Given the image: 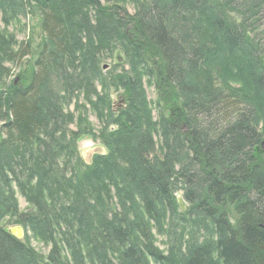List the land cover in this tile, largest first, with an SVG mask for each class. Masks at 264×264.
I'll return each mask as SVG.
<instances>
[{"label":"trees","instance_id":"trees-1","mask_svg":"<svg viewBox=\"0 0 264 264\" xmlns=\"http://www.w3.org/2000/svg\"><path fill=\"white\" fill-rule=\"evenodd\" d=\"M131 1L0 0L40 27L0 30V264H264V0Z\"/></svg>","mask_w":264,"mask_h":264},{"label":"rangeland","instance_id":"rangeland-1","mask_svg":"<svg viewBox=\"0 0 264 264\" xmlns=\"http://www.w3.org/2000/svg\"><path fill=\"white\" fill-rule=\"evenodd\" d=\"M105 1L106 0H101L102 3H105ZM126 1H127V6L130 12L133 13L134 12V6L132 5L133 2L131 0H126ZM5 21H7L8 24ZM0 30L1 31L6 30L10 35H14V39L17 40L18 43L31 41L32 45L35 44V42H37L39 34H40L38 17L35 15H32L31 13L23 18L19 17V18L10 19L9 16L0 12ZM119 55L121 57H119ZM30 58H31L30 56L25 57L17 65L9 64L12 70L11 77L9 80L16 79L17 73L25 68V65H27ZM123 60H124V56L120 51L115 52L112 56H107V58L102 63V69L104 73L109 68L110 70L119 69L117 68L116 64H118V62H123ZM123 64L124 66L126 65L125 61L123 62ZM145 88H146L147 96L153 102L154 106H157V103L160 101H161V104L164 105V101L160 98L159 93L157 92L155 87L147 85V82L145 81ZM112 93L113 94H111V101L114 104H113V109L112 110L110 109L108 114H111L112 112L115 113V111H117L116 108L121 107L122 104L124 103L123 96L120 95V93H123L122 91H117V92H112ZM83 107L85 108L83 109ZM67 109L68 111L74 113L76 119H78L79 115H81L80 117L83 120L82 117L83 115H85L86 120L89 122L91 126H93L94 134L96 135V137H94V135L89 133L86 135H82V137L77 142L79 156L87 163H90L92 160L93 154L106 152V148L102 144L101 139L99 137L101 134L100 131L103 128V123L98 118L96 112L92 110L91 105L85 100H83L82 97L79 99L78 98L73 99L71 103L67 105ZM154 115L157 118L158 116L157 109L154 110ZM82 120H81V123H82ZM68 130L70 131L78 130L76 128V123L71 124ZM179 197H181V195H179ZM18 198H19L20 208L22 210L27 209L28 203L26 199L21 194H18ZM7 227L11 229H16V228L18 229L19 226L8 224ZM21 231H22L21 238L24 239L25 233L22 229ZM30 243L36 250H38L40 253L44 255H46L49 252V249H50L49 246L35 239H31ZM158 243L160 247L163 248L164 245L160 241Z\"/></svg>","mask_w":264,"mask_h":264},{"label":"water","instance_id":"water-1","mask_svg":"<svg viewBox=\"0 0 264 264\" xmlns=\"http://www.w3.org/2000/svg\"><path fill=\"white\" fill-rule=\"evenodd\" d=\"M16 229H10V231H11L12 234L17 236L18 238H21L22 237V231H21L22 227L19 226L18 229L17 230Z\"/></svg>","mask_w":264,"mask_h":264}]
</instances>
